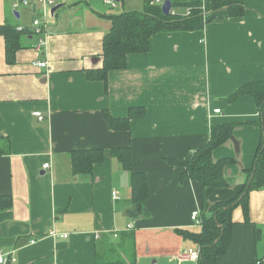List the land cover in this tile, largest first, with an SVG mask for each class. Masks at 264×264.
I'll return each instance as SVG.
<instances>
[{"label": "crops", "instance_id": "1", "mask_svg": "<svg viewBox=\"0 0 264 264\" xmlns=\"http://www.w3.org/2000/svg\"><path fill=\"white\" fill-rule=\"evenodd\" d=\"M111 1L65 0L44 16L39 0H0V26L33 31L38 20L43 30V36H20L12 64L0 35V139L9 140L1 144L7 152L0 155V197L12 201L0 211V253L15 260L5 264H95L96 256L115 252L131 264L122 251L131 233L132 264H196L178 260L183 251L199 255L197 243L183 235L201 231L192 212L201 222L210 217L215 204L239 193L252 166L261 137L258 110L248 97L226 98L264 81V0H233L245 8L238 18L212 11L217 0H201L200 30L154 34L148 50L129 54L105 83L91 81L88 73L103 66L110 18L146 11L145 0ZM164 1L151 5L161 9ZM171 12L185 10L171 3ZM40 37L38 55L33 46ZM36 60L46 67L34 66ZM131 108H143L144 117L131 120L128 130L109 126L106 113L123 119ZM224 124L235 126L232 137L211 159L233 160L223 169L229 187L202 189L180 180L185 168L179 165L209 141L212 127ZM118 148H129L131 170L146 178L148 198L138 215L130 171L112 156ZM89 150L101 151L102 162L91 175L74 174L72 152ZM248 214L246 224L242 208L232 212L230 245L216 264H264V188L250 192ZM51 231L68 237L52 238Z\"/></svg>", "mask_w": 264, "mask_h": 264}, {"label": "trees", "instance_id": "2", "mask_svg": "<svg viewBox=\"0 0 264 264\" xmlns=\"http://www.w3.org/2000/svg\"><path fill=\"white\" fill-rule=\"evenodd\" d=\"M154 0H145L146 11L143 13L130 12L111 17V28L103 39V66L101 69L88 73L91 81L106 82L107 74L112 70H120L125 67L126 58L129 54L144 53L149 48V39L152 35L160 32H190L197 31L205 23L201 10V0H175L172 7L190 11L186 16L169 14L165 16L159 6L151 5ZM226 11L230 18L242 17L245 8L240 2L233 0H217L212 3V11ZM213 19V18H211ZM26 28L17 25L0 26V35L5 40V60L12 64L18 50L21 49L20 36L33 34ZM241 97L252 99L258 110L259 119L256 123L261 131V137L254 154L252 166L245 172L246 179L239 193L231 200L215 204L210 217L202 218L201 231L198 234L182 233L185 237L193 239L199 246V256L196 264H216L218 256L225 253L231 240V230L234 226L232 212L240 207L246 224L250 223L248 214V196L250 192L264 188V81L245 84L236 89L226 98V102L233 103ZM143 108H131L128 116L123 119H114L107 113L105 118L110 127L116 130H128L129 122L144 117ZM234 125L224 124L212 127L209 141L195 151L186 163L179 166L185 168L180 180L197 182L202 189L212 188L222 190L229 187L228 180L223 175V169L233 163V160L221 159L214 162L212 152L225 144L231 137ZM2 142L8 145L9 140L0 139V155L7 152L2 148ZM129 148H118L112 152L123 166L130 171V201L133 205V215H138L140 206L148 198L147 182L145 175L134 173L131 170V154ZM72 166L74 174H92L93 166L101 163L104 155L98 150L72 152ZM172 165L175 162H171ZM10 197H0V211L10 208ZM258 232V230H256ZM216 241V242H215ZM122 248L125 257L132 264L134 253L133 234H127L122 239ZM129 246V251H127ZM131 251V252H130ZM95 264H126L124 259L115 252V255L104 254L96 256ZM261 264V263H258Z\"/></svg>", "mask_w": 264, "mask_h": 264}, {"label": "built area", "instance_id": "3", "mask_svg": "<svg viewBox=\"0 0 264 264\" xmlns=\"http://www.w3.org/2000/svg\"><path fill=\"white\" fill-rule=\"evenodd\" d=\"M65 0H60V3H64ZM59 2H57L56 0H39V5L41 6V9H42V14L44 16H47L51 9L56 7L58 4H60ZM106 3L107 4H110V5H114L113 2L111 0H106ZM161 3V0H154L152 2V4H160ZM24 5L27 4L26 1L23 2ZM17 7V4H14L12 6V9L13 11L15 12V8ZM170 14H173V12H170ZM190 14V11H186L185 12V15L188 16ZM32 30L34 32V34H37L38 36H43L42 35V26L40 24V22L38 20H34L32 22ZM43 46H44V40L43 38H39L37 40V42L35 43V45L33 46V50L34 52H36L38 55L41 54L42 52V49H43ZM34 66H36L37 68H44L46 67V63L41 61V60H36L35 62L32 63ZM214 113H220L219 110H215ZM33 115L39 120L41 121L43 119L42 115L39 113V112H34ZM48 168V164H45L43 166V169H46ZM112 199L113 200H118L119 199V195L116 193V192H112ZM191 220L194 222V225L196 226H201V220H200V216H199V212L198 211H194L192 212L191 214ZM127 229H132V226L129 225L127 226ZM50 237L52 238H62V239H66L68 237L67 234H57L55 233L54 231H51L49 233ZM198 253L197 252H194V251H183L180 253L179 255V258L178 260L180 262H185V261H189V260H192V261H196L198 259ZM9 257L8 254H3V253H0V264H5L7 263L8 261L9 262H14L15 260L13 258H7Z\"/></svg>", "mask_w": 264, "mask_h": 264}, {"label": "water", "instance_id": "4", "mask_svg": "<svg viewBox=\"0 0 264 264\" xmlns=\"http://www.w3.org/2000/svg\"><path fill=\"white\" fill-rule=\"evenodd\" d=\"M113 1L118 2L119 0H113ZM35 8H36V6L34 5V6L32 7L33 12L35 11ZM57 8H58V7H54V8L52 9L51 13H53ZM161 12H162L165 16H167V15L170 14V12H171V3H170V1L165 0V1L163 2L162 7H161ZM215 242H216V241H215Z\"/></svg>", "mask_w": 264, "mask_h": 264}, {"label": "rangeland", "instance_id": "5", "mask_svg": "<svg viewBox=\"0 0 264 264\" xmlns=\"http://www.w3.org/2000/svg\"><path fill=\"white\" fill-rule=\"evenodd\" d=\"M118 6V5H117ZM185 14V13H184Z\"/></svg>", "mask_w": 264, "mask_h": 264}]
</instances>
